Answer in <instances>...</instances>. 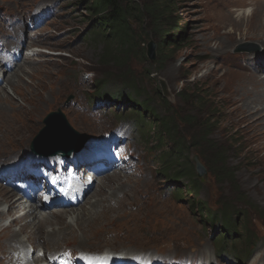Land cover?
Wrapping results in <instances>:
<instances>
[{
    "label": "rangeland",
    "instance_id": "1",
    "mask_svg": "<svg viewBox=\"0 0 264 264\" xmlns=\"http://www.w3.org/2000/svg\"><path fill=\"white\" fill-rule=\"evenodd\" d=\"M138 1L149 6L153 3L152 0ZM169 1L168 11L173 8L177 11L168 14V20L164 19L159 27L175 34L185 31V40L180 46L164 44L168 48L164 53L162 51L160 59L152 62L146 54L147 45L156 41L144 37L146 57L139 55L137 49L129 64L141 87H145V100H148L146 93L149 91L155 96L151 98L154 100L151 105L162 116L175 113L186 140L190 142L192 138L195 144L192 146L201 149V155L211 165L217 159L223 160V155L230 169H235L234 178L228 176L223 182L220 181L222 177L217 179L215 173L211 175L208 170L201 181L203 188L199 195L208 200L212 209L231 204L238 214L247 212L250 215L253 232L261 237L250 264H264V149L260 148L264 140L256 130L244 129L245 124L240 121L242 114L230 101L236 76L255 71L264 74V65L243 67L255 57L259 64H264V56L259 52L262 45L254 40L255 37L245 34L246 27L237 30L234 36L222 34L221 25H218L221 20L216 18L224 8L223 0ZM38 4L52 5L55 14L38 28H28L24 16ZM251 7H237V10L251 12ZM90 13L81 0H0V45L4 38L5 43H10L9 49L23 42L24 49H32L29 53L33 54L12 72L18 71L16 76L9 77L11 82L7 78V84H0V88L6 86L4 90L0 89V164H14L26 151H32L34 137L46 127L44 119L51 111L62 110L70 124L91 139H101L116 126L127 124L117 122L115 112L109 113L110 109L115 111L113 106L91 109L88 103L90 93L97 89L93 81L107 75L111 77L110 81L101 90L108 95L102 100L126 102L128 94L131 95L127 86L114 78L119 75V67L102 61L106 45L100 42L98 32L89 29V23L94 19ZM149 21L150 17L146 16L141 25L149 26ZM132 23L142 38L145 29L138 28L135 21ZM174 23L176 26L172 28ZM247 25L249 27L250 23ZM152 27L157 26L147 29ZM226 30L229 29L226 27ZM209 41L210 45H207ZM7 73L0 75V83ZM224 73L227 80L218 79ZM19 78L23 82H15L16 93L11 87ZM23 84L24 88H21ZM38 86H42L43 98L35 100L33 90ZM157 87L162 89L161 93H156ZM26 88H30L28 92H25ZM158 95L165 97L169 106ZM37 107L38 111L34 110ZM5 127L10 130L9 134ZM128 127L129 141L135 146L137 158L138 169L134 175L125 172V167L124 173H119L122 178L116 173L104 175L87 199L79 206L66 209L69 212L79 210L77 213L82 210L83 214L89 215L91 204L103 195L105 201L94 208L97 213L93 212L89 218L82 215L80 218L75 216L76 221L65 216L52 218L41 232L36 227L34 230L33 216L27 217L25 222L28 223L24 225L22 217L21 224H16L14 229L0 230V264H41L37 254L44 253L48 259L55 252L64 256L73 250L78 253L86 250L144 251L203 258L207 264H237L231 255L217 261L211 242L216 240L215 229H211L205 220L201 221L200 208L192 199L179 198L168 179L156 175L160 165L152 158L153 140H139L132 127ZM209 130L211 134L203 142V135ZM195 149L191 150V160L200 153ZM126 168H130V163ZM10 190L4 181H0V206L5 193L8 195ZM53 214L51 210L48 212L49 217ZM110 228L113 235H106ZM122 231L130 237L119 235ZM48 232L49 236L46 235ZM14 234L19 240L13 238ZM32 245L37 254L31 255ZM43 263L48 264V261Z\"/></svg>",
    "mask_w": 264,
    "mask_h": 264
},
{
    "label": "trees",
    "instance_id": "2",
    "mask_svg": "<svg viewBox=\"0 0 264 264\" xmlns=\"http://www.w3.org/2000/svg\"><path fill=\"white\" fill-rule=\"evenodd\" d=\"M152 1V6H149L148 3H140L138 0H81V3L87 6V9L91 11L90 14L94 16L93 20L90 19L89 29L98 32L99 36L101 35L100 42H104L106 45L102 61L104 63H114L119 67V75H114V78H118L131 92V95L128 94L129 98H126L128 100L126 102L114 99H110V101L122 102L127 106V110L121 113L120 118L126 117L134 121L141 140L144 139L146 142L153 140L150 147V150L154 152L152 158L160 165V169L156 170V173L164 175L168 179L169 184L171 183L170 185L175 187L173 190L179 198L183 196L188 200L192 199L194 205L199 206L201 221L205 220L212 227L211 229L216 231L218 250L229 247L235 255V259L244 262L245 259H250L253 256L261 241V237L253 232L250 215L247 212H243V215L238 214L237 209L230 206L231 204H222L217 209H212L208 205V200L200 197L199 194L203 185L190 157L191 150L195 149L192 146L194 141L192 138L190 142L186 140L187 138L180 131L179 124L174 117L175 113L174 115L166 114L162 116L157 108L151 105L154 101L151 98H155V96L147 91L148 96L146 95V97H148V100L143 98L145 87H141L138 77L129 64L137 49L139 55L142 54L144 58L146 57V46L143 45L144 41H142L144 37L145 39L148 37L155 39L158 45V59H160L162 51L164 53V50L169 46H180L185 40V31L175 34L173 31H167L159 27L164 19L167 18L168 20V14L172 15L177 11L174 8L172 11H168L171 7L170 1ZM173 2L171 3L173 4ZM146 16L150 17L149 26H147L148 24L141 25ZM133 21L136 22L138 28L145 29L142 38H140L141 35L138 34L137 30L133 28ZM150 26L157 27L148 30L147 28ZM173 26L172 28H175V23ZM164 44L168 47L163 46ZM110 78L107 75L94 80L97 89L96 92L91 94L92 102L97 104L98 100L103 99L102 97H107L108 94L101 88L110 81ZM156 93H161V89L157 87ZM159 98L169 106L165 97L159 96ZM197 99L200 101L199 97ZM133 106L135 109L129 110V107L133 108ZM116 115L119 116L118 113ZM210 134L209 130L207 134L203 135L202 141L208 140ZM199 150V154L211 175L215 173L217 179L222 177L220 180L222 182L228 176L234 178L236 171L230 169L223 155L221 156L223 160L217 159L211 165L202 156L201 149ZM199 150L195 149V151ZM194 205L191 206L194 208Z\"/></svg>",
    "mask_w": 264,
    "mask_h": 264
},
{
    "label": "bare ground",
    "instance_id": "3",
    "mask_svg": "<svg viewBox=\"0 0 264 264\" xmlns=\"http://www.w3.org/2000/svg\"><path fill=\"white\" fill-rule=\"evenodd\" d=\"M222 3H223L224 8L220 9L221 11L219 12V14L216 18V19L221 20V24L218 23V25L219 26L221 25L220 28H221V30H223L222 34H224L226 36H234V34L236 33L237 30H241V29H244V27H246L245 28V31H246L245 34L251 35V37H253V38L255 37L254 40L261 43L262 46L261 47L259 46L261 48V50H259V52H261L262 55L264 56V2H260V1H250L249 2L248 0H223ZM250 6H252L251 12H246V11L245 12H238L239 10H237L238 9L237 7L248 8ZM242 11H244V10H242ZM222 18L225 21H223ZM248 23H250L249 27L247 25ZM226 27L229 30H226ZM207 45H210V41L207 42ZM244 46H246V45H244ZM241 50H244V49H241ZM259 52H257V54H260ZM22 58L19 61V63L14 66V68L11 70V72L8 73L4 77L3 84H4V82L7 84V78H9L10 76H11V78L16 76V73L18 71L17 72L15 71L14 73H12V72L14 70H16L17 67H19V66L21 67L24 65V60H26V58H24V59H22ZM254 60H256V62H254ZM258 65L262 66L264 64H259L257 62V58L255 57L254 59L251 60V62L248 63L247 66H243V67L244 68L245 67H254V66H258ZM2 71L7 72V70L4 67L2 68ZM263 73H264V71H263ZM226 75L227 74L224 73L218 79L225 78ZM262 75L264 76V74H262ZM262 75H260L257 71H255L252 73H248V74L245 73V74H240L239 76H236L234 78L235 84H236L235 90L233 91V93H231L230 101L235 105L237 110L242 114V116L240 117V121H243V123L245 124L244 129L256 130V132H258V134H259V137L262 140H264V77ZM228 79H230V78L228 77ZM8 80H9L8 82H11L10 78ZM225 80H227V79L225 78ZM15 82L19 83V82H23V81L19 78L13 82L14 86L12 85L11 88L17 93V89L15 88V85H16ZM5 87L6 86H3V87H1L2 89L1 88L0 89L4 90ZM21 88H24V84ZM29 89L30 88H26L25 92H28ZM33 89H31V90H33ZM40 89H42V86H38L35 88V90H33L34 91L33 96H34L35 100L38 97L43 98V94H42L43 91ZM38 109H39L38 107L34 108V110H36V111H38ZM29 111L31 112L32 109H30ZM5 128L7 129V133L9 134L10 130L7 127H5ZM261 145H262V147H260V148L264 149V142H262ZM22 159L23 158H20L18 161H21ZM117 183H119V182H117ZM5 186L8 188H11V190L8 193V195H6L7 193H5L6 198L3 197L4 199H2L3 201H1V202H2L3 206H4V204H7L9 207H11L14 204H16L18 202V200L16 199V196H14V194L12 193L13 187L11 185H5ZM94 191L95 190H93L89 194H85L78 202L71 203L69 205L59 204V205H54L51 207H46L42 211L43 213L39 217L40 219H38L36 217V208H34L32 210L33 211L32 212L33 217L35 220L32 223L34 226V230L36 227L38 229V231L44 232L42 230V227L47 222L52 220V218L57 219V218H62L63 216H65L68 218H72L73 221H76V217L80 218V215H82L85 218H89L90 215H93L92 214L93 212L97 213V211H95L94 208H96L102 201H105V197L103 195H101L93 204H91V208H90L91 213L89 215L83 214L82 210L80 213L79 212L77 213V211H79V210H76L75 212H69L68 210H66L67 208L79 206ZM5 201H7V203H5ZM59 208H64V210H61ZM111 209L115 210V208H111ZM50 210L52 213H54L51 217L48 216V212H50ZM4 214H5V212L3 211V209H1L0 210V219L3 218ZM86 214H88V213H86ZM23 218H25V217H23ZM111 229L112 228L108 229V233H106V235L112 234V233H110ZM113 229H118V228H113ZM0 230L4 231L5 229L3 227H0ZM15 234H17V233H15ZM15 234L13 235V238L17 237V235H15ZM46 235L49 236L50 232L46 233ZM114 235H117V234H114ZM119 235H122L124 237H126L125 235H127V238L130 237V235L127 234L126 231H122V233ZM42 249H44V247H42Z\"/></svg>",
    "mask_w": 264,
    "mask_h": 264
},
{
    "label": "water",
    "instance_id": "4",
    "mask_svg": "<svg viewBox=\"0 0 264 264\" xmlns=\"http://www.w3.org/2000/svg\"><path fill=\"white\" fill-rule=\"evenodd\" d=\"M147 57L152 61V62H156L157 60V44L153 41H151L148 46H147ZM165 82H163L164 84ZM165 86L168 87V85ZM163 87V85H162ZM166 90L168 91V89L166 88ZM45 122L49 125V134L51 136H58V135H63V134H68V137L70 138V141L74 144V147H72V149L70 148V150H74L77 149V144H76V140L79 137L78 132H76V130H74V128L70 125V123L68 122L66 116L61 112H52L50 113L46 119ZM41 136V135H40ZM40 136L36 138L37 141H39ZM87 137H83V141H86ZM36 151H39L38 149H36ZM195 166H196V170L198 172V175L201 179H204L206 177L207 171H206V167L205 165L202 163L199 155L195 154L192 158Z\"/></svg>",
    "mask_w": 264,
    "mask_h": 264
}]
</instances>
